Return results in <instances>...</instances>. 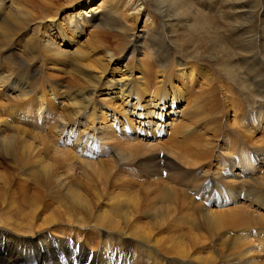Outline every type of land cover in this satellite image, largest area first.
I'll return each mask as SVG.
<instances>
[{
	"label": "rangeland",
	"instance_id": "1",
	"mask_svg": "<svg viewBox=\"0 0 264 264\" xmlns=\"http://www.w3.org/2000/svg\"><path fill=\"white\" fill-rule=\"evenodd\" d=\"M102 1L79 5L76 0H9L5 5L2 14L9 7L17 20L11 23L0 17V48L6 36L13 35L7 40L13 48L7 52L0 49V143L8 135L24 132L25 142L37 148L45 146L43 160L53 177L48 182L36 163L20 162L13 151L9 154L0 149V208L21 202L49 204L50 209L40 211L42 217L37 222L41 224L43 216L61 202L150 201L157 207L170 205L174 208L168 214L167 227L172 232H167V227L162 229L169 235L190 233L197 226L193 234L200 233L201 240L210 244V252L220 255L221 245L227 244L220 240L221 233L236 241L248 233L264 263V6L259 0H110L115 3L107 6L115 17L111 25L97 29L83 23L79 33L73 27V16ZM241 9L247 13L241 14ZM167 13L170 19L178 18L173 25H167L163 17ZM198 18L205 25L197 23ZM100 22L99 17L93 20L95 26ZM138 33H146L148 38L135 51L133 38ZM48 46L56 51H79L83 59L76 62L74 53L48 54ZM186 52L195 55L188 62L195 79L174 70L176 76L166 88L171 94L169 104L174 100L175 106L164 111L174 113L165 116L166 132L161 137L154 134L156 127L151 124L161 123L155 114L140 118L136 106L129 111L131 104L126 105L125 98L117 95V87L113 88L116 93L108 96L105 81L110 74H115L119 86L128 78L126 74L124 80L122 75L133 67L134 76L139 77L133 84L138 81L143 88L142 73L151 69L156 87L160 66L185 58L183 54L189 56ZM86 63L93 66L86 68ZM179 68L182 66L175 69ZM95 78L101 80L94 87ZM179 91L183 96L177 94ZM78 92L93 97V123L85 114L71 112L68 94ZM103 110L106 116L99 119ZM67 112L72 114L70 121L63 116ZM74 130L77 133L71 137L69 133ZM163 131L160 128V133ZM99 141V153L88 146V142ZM218 192L232 200L224 205L215 203L216 199L209 201L211 193ZM206 207L227 212L237 209L243 216L238 215L236 228L223 224L219 231L208 224ZM151 218L143 217L142 221L150 222ZM68 223L67 219L57 223L65 231L51 228L50 236L57 247L74 246L79 239L88 252L99 255V249L112 241L125 249L124 264H140L136 249L142 241L123 234L114 241L110 235L117 233L108 228ZM247 225H251L249 229ZM81 232L92 237H80ZM260 232L261 237L256 235ZM31 248L22 242L15 246L4 243L0 255L14 264H30L27 256ZM151 248L164 256L157 247ZM53 257L43 264H53ZM89 257L88 261L93 255ZM104 262L122 264L113 257ZM167 262L165 259L160 264H176ZM68 264L84 263L74 259Z\"/></svg>",
	"mask_w": 264,
	"mask_h": 264
},
{
	"label": "bare ground",
	"instance_id": "2",
	"mask_svg": "<svg viewBox=\"0 0 264 264\" xmlns=\"http://www.w3.org/2000/svg\"><path fill=\"white\" fill-rule=\"evenodd\" d=\"M88 1L89 0H76L75 3L79 5H83L84 2H88ZM259 1L264 6V0H259ZM8 2L9 0H0V14H1L0 17H2L5 20H8L11 23H15L17 20V17L15 16L13 12H11L9 7H8V11L2 14L5 10V5ZM109 4H111L112 6L115 5L114 1L104 0L99 4L90 5L88 8L89 10L80 9L73 16L74 18L73 27L76 30H79V33H81L83 32V29L81 27L82 25H84L83 23H85V25H88L90 27H96L97 29H102V28H106L110 26L111 23L115 20V17L114 15L110 13L109 8L107 7ZM240 11L243 12L241 14L247 13V10L245 9H241ZM90 12L92 13L91 15L89 14ZM169 16L170 14L167 13L163 17L166 18L167 25H173L174 21L177 20L178 18L173 17L172 19H170ZM97 17L100 18L101 22L100 24L98 23L95 26L93 23V20L96 19ZM197 23L205 25V21L202 20L201 18L197 19ZM12 38H13V35L8 34V36H6L5 38L6 42H4V44L0 48L1 51L5 50L7 52L13 48L9 46L7 43V40L12 39ZM147 38H148V34L146 33H142V34L138 33L134 35L133 39H134L135 51L138 50L136 47H140L144 43L143 41H145ZM53 51L59 53L60 56L67 55L69 53H74L75 54L74 58L76 62H79L81 59H83V56H80L79 51L75 50V52L74 51L70 52V51L62 50L61 48L56 51L48 46V50L46 52L50 54ZM186 53L189 54L190 56L189 57L183 54V56L187 60L181 57V59L170 61L169 64L166 66H160V70H158V73L160 74L159 76H156L159 79L158 81H156L158 83L156 87H154L155 82L152 79V78H155L154 72L151 69H146L142 73V77L140 78V81L145 86L141 88L140 82L137 81L136 84H133L139 78V77L134 76L133 67H129L128 72L124 74H123V68H120L119 71L121 72V74H123L122 79H124L123 76L126 74L128 75V78L130 76L132 78L130 77L131 79L129 80L127 78L126 81L121 82L120 85L117 86L115 82L119 80H116L115 74H110L109 77L107 76V79L105 82L108 84L106 88V90L109 93L108 96L114 95L116 92H114L115 89L113 88L117 87L116 88V90H118L117 95L125 98L126 105L131 104V106H129L130 108L129 111L133 110L132 107L136 106L138 108V112H135V113H137V116L140 118L151 116L152 113L155 114L156 115L155 118L160 119L161 123L151 122V124L156 127L154 134L158 135V133H160L161 126L164 125L163 121L166 120L165 116L171 115L172 113H174L173 111L170 112L169 114L164 113V111L168 109L169 106L172 108H174L175 106L174 100L172 101L171 104H169L171 101L169 96L171 94L168 93L169 90L166 88V84L170 82V80L173 78L174 75L176 76L174 70L184 71L183 73L185 74L187 78H190L191 80L195 79V76L192 70L193 66L188 65L189 61H191L192 59H195V55L190 52H186ZM85 66L86 68H90L93 65L92 63H86ZM177 66H182V68L175 69L177 68ZM183 73L182 75H184ZM1 74H5V72L3 71ZM9 77L10 75H8L6 79H8ZM100 80H101L100 78L94 79V82H95L94 87H95V84L99 83ZM71 94L72 93L68 94L69 101L72 105L71 112L75 113L74 115H77V116H81L82 114H85L87 121L88 122L92 121L93 123V120L96 114V108L91 102L93 97L86 98L82 96L80 92L74 95H71ZM94 94L95 93H93V96ZM177 94H179L180 96H183V92L181 91L177 92ZM146 98H149V99L146 100ZM109 99H113V96L110 97ZM146 104H149V105H146ZM65 110H68V107H66ZM124 114H126V112ZM126 115H129V113H127ZM63 116L66 117L67 120L70 121L72 114L70 112H67V113H64ZM104 116H106V113L103 110L101 113H99L98 117L100 119ZM171 123L172 122L167 123V124H171ZM59 127L62 128L61 130L63 131L64 125L61 124L59 125ZM108 127L109 126H105L104 128L108 130L109 129ZM22 133L24 132H16L15 135H8L0 143V149L6 151L9 154H11V152L13 151L20 162H24L25 160H27L29 165L36 163L37 168L43 173V175L46 177V180L49 182L51 178L53 177V173H52V169H50V166L47 163H45V161L43 160L44 156L47 153L45 146H40L37 148L34 146V143L25 142L24 137L21 135ZM102 133H104V131H102ZM0 138H2L1 135H0ZM97 138L99 139V136H97ZM91 139L94 140V134L91 135ZM247 167H249V165H247ZM244 170L245 169H243V171ZM236 175L244 176L245 174L236 173ZM58 176L59 174H56L55 177H58ZM211 194H212V197L209 201H211L212 199H216L215 203L217 204L222 203V205H224V204H227L226 202L232 200V198L226 197L225 195H223L225 193L221 195L219 194V192H218V195L216 193L214 194L211 193ZM168 197L169 199H167V201L171 200V196L169 194H168ZM236 200H237V197L235 198L233 202L235 203ZM167 201H165V203H167ZM59 205L56 204L51 209V212L49 214H46L43 216L44 218L41 224L37 222V220L42 217L40 214V211L50 209L49 204L38 202V201L37 202H21L17 204L3 206L2 208H0V245H4L5 243L7 246H15L16 244H19L22 242L23 244H27V247H32L31 249H29V253L27 256V261L30 264H43L44 262L43 260L49 258L50 256L51 257L54 256L53 264H59V262L60 264H63L62 261L64 259H65L64 261H66L67 264L71 263L74 259H77V260L80 259L84 264H106V262L104 261H110V258L112 257L114 259L117 258V260L121 259V263L124 264L123 252L125 251V249L124 248L120 249L121 243L113 244L112 241L106 244L104 243L105 245L99 249V255L96 254V252L94 253L93 251L91 253L88 252L86 250V246H84L80 242L79 239H77L76 241L77 244L74 246L65 245L62 247H57L55 244L54 238L50 236V233L53 234L51 228L54 227L56 229H59L60 231H65L66 229L61 228L60 225H58L57 223L59 221L67 219L68 221H70V223H68L69 225H73L75 222H78L86 226L93 223L94 225L108 228L109 230H112V232L117 233L115 235L111 233L110 235V237L114 239V241L116 239L120 240L121 234H123L126 237H131L135 240H140V242L142 241L143 243L141 242L137 244V249L135 247L138 258H137V255L136 257L135 255L132 256V257L137 258L140 261V264H160L165 259L169 263H176V264L177 263L178 264H264L260 251H259V247H257V245L255 247H252L253 241L249 239L251 238L250 236H247L248 233H246L247 235H245V238L239 241H236L234 238L228 235V233L227 234L225 233L226 236L224 235V237L221 233L220 240L222 242L223 241L227 242V244L221 245L222 254L220 255H216L215 254L216 252L215 253L210 252V249H211V247H209L210 244H205L204 243L205 241L201 240L199 236L200 233L197 232L199 235H197V233L193 234V231L197 229V226H194L192 228L194 230L190 233H184V231L182 232L180 230V232L182 233L178 236L175 234L169 235L162 229L166 228L168 226V223L170 222L168 214L171 213L170 211L172 210V208H174V207H171L170 205H166L165 208L157 207L156 206L157 203H153L150 201H141V202H137L134 204L114 203V202L100 203V204L61 202ZM178 208L181 211V207L178 206ZM179 209L178 210L176 209V210L179 212ZM204 209H206L204 215L207 219L208 224H210V226L212 225L211 228H213V226L217 227L219 231H221V229L224 228L223 224H226L224 225L225 227L233 226L234 228H236L238 226L237 225L238 215L241 214L243 216V214L240 213V211L237 209H234L233 211L231 210V212L229 211L227 212V210H224V209L214 210L213 208H209V207H206ZM179 215H180V212L178 213V218L180 217ZM143 217L144 218L152 217V218H151V221L149 220L150 222H144L145 220L142 221ZM244 217L247 218L245 215ZM189 219L186 221L190 222ZM239 222L241 223L240 220ZM192 225L193 224H191L190 226ZM205 225H207V223ZM250 226L251 225H247L246 228L249 229ZM170 228L171 227H167L165 230L170 233L172 232L171 231L172 228L171 229ZM174 231H176L175 228H174ZM84 234H86L90 238L92 237L87 232L82 233L80 237L83 236ZM212 235H215V234H212ZM256 235L261 237L263 234L262 232H260V233H257ZM30 236H33V237H31L30 239L25 238V237H30ZM202 239H206V238H204L203 236ZM222 242L220 244H222ZM151 246H155L158 249H160L164 253L163 254L164 256L162 257V253H160V251L159 252L155 251L153 248H151ZM94 250H95V247H94ZM139 250H140V253H139ZM91 255H93V258L92 260L90 259L91 261L90 260L88 261V257ZM39 256L42 257V261H39V258H40ZM94 259H97L98 263H96ZM168 259H171V260H168ZM0 264H14V263L9 261L8 258L2 257L0 255Z\"/></svg>",
	"mask_w": 264,
	"mask_h": 264
}]
</instances>
